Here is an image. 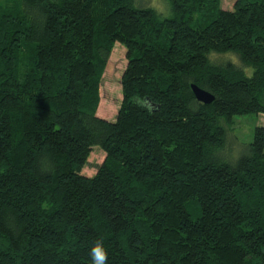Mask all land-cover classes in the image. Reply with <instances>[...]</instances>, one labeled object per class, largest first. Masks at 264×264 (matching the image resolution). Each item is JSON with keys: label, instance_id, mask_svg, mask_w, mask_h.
<instances>
[{"label": "trees", "instance_id": "trees-1", "mask_svg": "<svg viewBox=\"0 0 264 264\" xmlns=\"http://www.w3.org/2000/svg\"><path fill=\"white\" fill-rule=\"evenodd\" d=\"M164 1L0 0V264H264V125L236 159L229 132L264 114V0Z\"/></svg>", "mask_w": 264, "mask_h": 264}, {"label": "rangeland", "instance_id": "rangeland-1", "mask_svg": "<svg viewBox=\"0 0 264 264\" xmlns=\"http://www.w3.org/2000/svg\"><path fill=\"white\" fill-rule=\"evenodd\" d=\"M142 5H150L158 12H165L166 1L164 0H137ZM234 0H220V6L223 9H232ZM169 12L167 11L166 14ZM164 14V15H166ZM215 61L232 60L236 62V57L232 54L213 55L211 56ZM126 66L125 47L116 42L113 46L112 52L107 60L105 69L103 71L101 82L99 85V103L96 114L107 120H113L117 113L122 98L120 76ZM253 69L245 67L244 72L250 75ZM257 125H264V114H244L234 117V122L230 128V142H232V153L236 151V156L231 159H236L243 154L244 148L252 139L254 127ZM229 148V146H228ZM235 149V151L233 150ZM226 151V152H225ZM223 152L224 156L230 158V151L227 147ZM104 158V152L97 146H94L88 156L87 164L82 168L81 173L91 176L96 172L97 165H99Z\"/></svg>", "mask_w": 264, "mask_h": 264}, {"label": "clouds", "instance_id": "clouds-1", "mask_svg": "<svg viewBox=\"0 0 264 264\" xmlns=\"http://www.w3.org/2000/svg\"><path fill=\"white\" fill-rule=\"evenodd\" d=\"M90 255L92 264H107L108 253L101 243L92 247Z\"/></svg>", "mask_w": 264, "mask_h": 264}, {"label": "water", "instance_id": "water-1", "mask_svg": "<svg viewBox=\"0 0 264 264\" xmlns=\"http://www.w3.org/2000/svg\"><path fill=\"white\" fill-rule=\"evenodd\" d=\"M191 89L194 97L202 103H210L214 98L211 93L198 87L195 84H191Z\"/></svg>", "mask_w": 264, "mask_h": 264}]
</instances>
